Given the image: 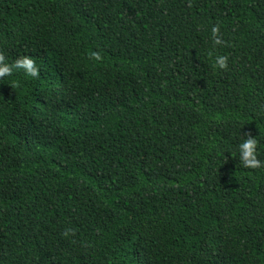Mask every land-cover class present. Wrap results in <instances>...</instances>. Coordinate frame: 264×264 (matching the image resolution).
<instances>
[{
	"label": "trees",
	"instance_id": "trees-1",
	"mask_svg": "<svg viewBox=\"0 0 264 264\" xmlns=\"http://www.w3.org/2000/svg\"><path fill=\"white\" fill-rule=\"evenodd\" d=\"M0 52V264H264V0H0Z\"/></svg>",
	"mask_w": 264,
	"mask_h": 264
},
{
	"label": "clouds",
	"instance_id": "clouds-1",
	"mask_svg": "<svg viewBox=\"0 0 264 264\" xmlns=\"http://www.w3.org/2000/svg\"><path fill=\"white\" fill-rule=\"evenodd\" d=\"M219 25H215L211 29V34L213 38V43L215 45L223 44L224 41L220 36ZM91 59L94 61H100L101 53L91 51L89 53ZM212 52H208V56H212ZM6 58L2 52H0V78L9 76L12 74L14 69H23L26 76L32 79L40 78V70L36 65V62L31 56L24 55L15 60L13 64L5 62ZM228 57L226 55H216L213 62V68L224 69L227 68ZM15 83V82H14ZM258 144L259 141L256 136L245 133L244 138L241 139L240 143L237 145L239 152V163L244 168L259 169L264 168V160L258 158ZM65 236L68 232L65 231Z\"/></svg>",
	"mask_w": 264,
	"mask_h": 264
}]
</instances>
